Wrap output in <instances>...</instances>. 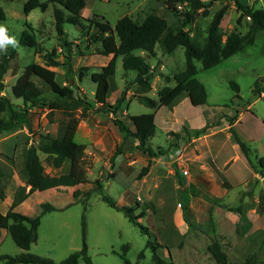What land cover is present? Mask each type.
Here are the masks:
<instances>
[{"label": "rangeland", "instance_id": "1", "mask_svg": "<svg viewBox=\"0 0 264 264\" xmlns=\"http://www.w3.org/2000/svg\"><path fill=\"white\" fill-rule=\"evenodd\" d=\"M40 1H50L44 12L34 9L25 15L26 0H0L5 13L0 25L17 41L16 56L2 79L4 88L0 96L21 112L26 109L30 123H20L15 130L0 134L3 193L0 213L8 211L15 191L25 187L27 149L37 146L44 137L59 136L68 121L62 111H51L47 106H24L11 94V87L25 68L33 63L44 66L46 54L54 53L52 58L60 64L50 68L56 74L55 81L62 87L74 83V95L84 97L91 104L90 108L73 112L79 120L74 142L85 145L83 168L87 182L72 188L35 191L15 207L17 213L40 216L37 240L23 251L0 229V256L28 253L59 263L81 250L84 217L91 264H153L151 250L146 248L148 240L156 245V252L165 264H216L207 251L212 242L221 245L230 264H245L247 259L252 264H264V178L250 168L229 126L232 121L231 128L249 147L253 161L264 157V91L253 92L255 82L264 77V29L256 32L252 46L210 69H203L195 62L196 78L206 90V102L202 106H192L185 97L171 109L157 102V91L164 86L173 87V76L184 68L182 47L166 54L161 43H157L152 57L140 50L133 52L150 66L147 91L131 84L136 73L125 71L121 57H117L106 103L112 107L124 95L117 118L130 129L133 128L130 116L153 113L156 131L148 146L161 147L165 155L149 158L136 149L133 140L123 141V135L112 122V114L102 111L94 102L95 84L90 75L99 72L111 56L94 55L95 46H89L86 41L91 33L89 23L84 22L82 28L64 24V33L59 36L53 18V7H58L53 2L56 0ZM165 1L85 0L80 16L85 20L103 19L113 27L124 16L141 22L151 14L164 18L169 29L180 28L183 7L168 9ZM241 2L264 9V0ZM222 6L220 1H212L205 13L198 12L190 29L194 43L204 42L207 27ZM239 15L230 4L220 23L223 40L231 31L246 32L248 20L243 18L237 23ZM24 30L35 36L36 49L19 44ZM35 81L42 88V96L54 100L48 87ZM231 82L237 84L238 92L231 88ZM142 96L155 100L154 109L140 103ZM38 157L49 176L68 171V162L55 169L45 155L38 152ZM147 164L148 173L138 179L140 170ZM98 182L103 193L118 205L134 208L132 216L144 212L137 222L148 233L143 234L123 213L102 201ZM86 192L90 193L88 197ZM44 203L54 209L41 215ZM78 264L86 263L79 259Z\"/></svg>", "mask_w": 264, "mask_h": 264}, {"label": "trees", "instance_id": "2", "mask_svg": "<svg viewBox=\"0 0 264 264\" xmlns=\"http://www.w3.org/2000/svg\"><path fill=\"white\" fill-rule=\"evenodd\" d=\"M212 1H220L223 6L213 15L207 27L204 42L196 44L190 37L191 25L196 19L198 12L202 10V13H205ZM53 2L58 5V7H53V18L55 31L59 36L64 33V24L82 28L83 23L87 22L91 33H88L86 41L89 46H95L94 55L111 56L110 61L101 67L99 72L90 75V80L95 84L94 102L103 108L102 111L112 114V122L123 135V141L127 139L133 140L136 144V149L149 158L165 155V150L161 147L153 149L148 146L149 139L154 136L156 131L153 113L130 116L129 119L133 126L130 129L123 121L117 118L121 111L120 105L124 100V95L117 99L116 104L112 107L106 103L109 79L115 73L117 57H121L122 67L125 71H134L136 73L131 84L147 91L150 89V66L142 56L134 55L133 52L140 50L152 57L155 55L154 47L157 43H161L166 54H171L177 47H182L184 49V68L173 76V87L164 86L157 91V102L159 106L171 109L181 98L185 97L192 106H202L206 102V90L196 78L195 62H199L203 69H210L240 52L245 47L252 46L256 32L264 29V9H256L245 5L241 0H166L165 4L168 9H176L177 5L183 7V11H181L182 25L177 29H169L164 18L151 14L147 15L141 22H136L132 18L124 16L112 27L103 19L100 21L83 19L80 16V11L84 6L85 0H56ZM49 3L50 1L26 0L23 5V13L27 15L34 9L44 12L48 8ZM230 4L240 12L237 23L243 18H246L248 22L244 34L231 31L223 40L220 23ZM4 20L5 13L0 7V22ZM186 27L188 28L185 29ZM19 44L30 49H36L38 45L35 36L27 30L21 32ZM53 54L44 55L46 60L44 66L35 63L28 65L11 87L12 96L20 99L24 106L30 108L47 106L51 111H62L68 118L67 123L61 128L59 136L56 138L44 137L37 146L33 145L27 149L24 168L26 173L25 187H29V190L26 192L25 187H19L14 193L8 211L5 214L0 213V229L5 230L13 243L23 251H27L31 244L37 240L40 216L29 217L17 213L14 211L15 207L35 191L43 192L60 187L72 188L87 182L83 168L85 145L74 142L79 120L74 117L73 112L79 108H90L91 104L84 97L74 95V83L62 87L55 81L56 74L50 68L58 67L60 64L52 58ZM15 56L16 50L12 47L1 55L0 92L4 88L2 79L11 59ZM81 78L82 74L79 73V79L81 80ZM35 80L41 81L48 87L55 96L54 100H46L42 96V88ZM230 86L235 92H238L237 84L231 82ZM263 91L264 77L258 79L253 88L254 94H260ZM139 101L151 109L155 107V100L148 97L142 96ZM23 122L30 124L27 110L24 109L21 112L9 100L0 96V134L15 130ZM231 125L232 121L229 122L230 132L248 165L255 174L264 178V157L253 161L249 147L239 139ZM38 152L45 155L50 165L55 169L68 162V171L59 176H49L44 172ZM148 170L149 164L140 170L138 179L146 175ZM1 175L0 171V177ZM97 191L101 194V199L105 204L115 211L123 213L130 223L140 228L143 234L148 233L146 228L137 222L138 219L144 217L143 211L136 216H132L134 208L118 205L112 198L103 193L102 185L99 182ZM89 194V192H86L85 197H88ZM77 196L78 192H73V197L76 198ZM0 199H3L1 187ZM135 202L139 204L137 201ZM41 207V215L54 209L48 203L42 204ZM82 238L81 250L71 253L59 263L28 253H21L16 256L1 255L0 264H78L79 259H82L86 264H91L85 243L84 217H82ZM146 248L151 250L153 264H165L158 256L157 247L151 240L147 241ZM207 251L216 264H230L227 261L226 253L218 242L210 243ZM141 256L142 253L139 257ZM245 264L252 263H250V259H247Z\"/></svg>", "mask_w": 264, "mask_h": 264}, {"label": "clouds", "instance_id": "3", "mask_svg": "<svg viewBox=\"0 0 264 264\" xmlns=\"http://www.w3.org/2000/svg\"><path fill=\"white\" fill-rule=\"evenodd\" d=\"M9 46L16 47L17 41L14 37L8 35L7 28L4 25H0V53H6Z\"/></svg>", "mask_w": 264, "mask_h": 264}, {"label": "built area", "instance_id": "4", "mask_svg": "<svg viewBox=\"0 0 264 264\" xmlns=\"http://www.w3.org/2000/svg\"><path fill=\"white\" fill-rule=\"evenodd\" d=\"M184 172V174H186L187 172L186 171H183Z\"/></svg>", "mask_w": 264, "mask_h": 264}]
</instances>
